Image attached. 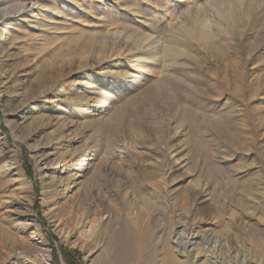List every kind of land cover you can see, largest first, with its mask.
Wrapping results in <instances>:
<instances>
[{"label": "rangeland", "instance_id": "rangeland-1", "mask_svg": "<svg viewBox=\"0 0 264 264\" xmlns=\"http://www.w3.org/2000/svg\"><path fill=\"white\" fill-rule=\"evenodd\" d=\"M215 1L81 0L76 10L64 6L67 18L58 25L49 20L52 13H43L47 8L35 11L34 17L27 20L9 24L16 37L13 52L31 49L20 64L26 71L23 77L28 82L42 76L45 80L58 71V85L50 95L62 93L63 99L40 100L34 123L29 127L28 123L23 124L29 112L16 110L17 104L12 100L5 102L4 96L15 97L10 89L16 83L7 81L8 95L3 88L5 84H0V150L10 155V150L2 145L4 138L8 148L16 151L18 162L32 181L34 200L29 214L25 207L11 201L15 183H20L16 172L13 170L8 179L0 176V264H34L30 260L39 254L36 247L39 241L50 251L54 264H97L92 259L101 253L94 250L89 259L84 249L67 244L53 225L54 219L45 213L41 196L46 168L38 163L46 152L52 154V159L66 150H55L52 141L55 128L45 127L49 120L75 123L81 117L88 122L96 110L108 113L116 149L125 141L116 150L119 158L115 163L128 169L130 161L137 159L149 167L144 179L148 183L146 188L149 186L147 193L155 192L154 184H159V179L153 176L152 163L161 162V151L166 154L171 178L160 184L167 188L172 184L174 195L165 196L175 202L177 209L174 217H170L171 207L161 217L169 230L178 232L183 222H205L202 228L211 226L225 234L240 251L241 259L262 264L264 0H244L242 6ZM226 6L232 11V17L227 19L223 16ZM182 17L184 25L195 29L192 33L179 25ZM36 18L42 22L38 27L34 25ZM201 23L212 26L209 35H200ZM24 39L28 44L25 45ZM0 58L1 76V69L10 61L6 55L0 54ZM74 98L78 101H72ZM82 103L89 104L83 106V111ZM178 105L188 106L185 129L178 128L172 117ZM88 107L93 110L92 115L88 114ZM160 127L164 129L163 136ZM92 132L86 130V135ZM130 136L140 138L137 150L127 143ZM78 140L62 146L82 147V140ZM197 142H201L200 147ZM218 145L222 148L217 149ZM172 146L181 150L182 159L171 150ZM47 180L50 182L48 176ZM206 180L213 187L208 195L202 187ZM56 186L60 189L59 184ZM186 197L195 205L193 208ZM218 205H224V209L218 210L215 207ZM74 210L66 206L59 211V219L74 226L78 219ZM79 232L74 233L72 241ZM198 235L193 232L190 238L198 240Z\"/></svg>", "mask_w": 264, "mask_h": 264}, {"label": "bare ground", "instance_id": "bare-ground-1", "mask_svg": "<svg viewBox=\"0 0 264 264\" xmlns=\"http://www.w3.org/2000/svg\"><path fill=\"white\" fill-rule=\"evenodd\" d=\"M79 1L81 0H0V54L6 55L7 60L10 61L5 69H1L0 84H5L3 88L6 89V84H8L7 81L16 83V85L11 86L10 89V92L15 95V97L12 98L8 95L9 90L6 89V95L8 96H4L5 102L8 103L9 100H12V102L17 104L16 110L23 109L29 112L26 117L23 118V124L28 123L27 126L29 127L34 123L37 114L36 106L39 104L38 102L40 100L45 99V102H50L49 100L52 98L55 99L57 97L58 100V98L60 99V97H63L61 95L62 93L60 95H54L55 97H51L50 95L53 94V92H51L52 89L58 85L57 81L59 78V72L56 71V73L49 75L45 80L42 79L44 77L42 76L39 79L36 78L34 81L32 80L28 82V79L23 77V74L26 71L20 68V64L26 60L29 54H31V49L26 48L24 51H20L17 54L13 52V48L17 46V44L14 42L16 37H13L9 24L13 21H20L22 19L27 20L29 17H34L33 15H35V11L41 12L42 9L47 8L43 13H52L53 17L49 20L53 22L54 25H58L60 21H65L67 18V14H64V12H66L64 6L68 5L72 7L73 10H76L77 7H80L81 5ZM224 1L225 4L231 3L236 4L237 6H242L244 3V0ZM223 16L226 17V19L232 17L231 9L228 7L225 8ZM184 21L185 20L182 17L179 25H183L182 28H184L185 32L192 33L195 29L191 26L188 27L184 25ZM40 22L41 21L36 18V22H34L35 27L40 26ZM206 24H202V27L199 30L202 37L211 33L210 27L212 26ZM24 43L26 45L28 44V41L24 39ZM76 43L77 42L75 41V44ZM64 89L65 88H63V90ZM72 101L76 102L78 100L74 98ZM79 103L80 102L77 104ZM80 105H82L80 107L81 111H83V106H89L87 103H82ZM8 106L9 105L7 104V111L9 110ZM187 107L188 106L183 105L181 108L179 105L176 106V114L174 113L172 116L175 118L177 126L180 129H185V122L189 116L187 115ZM89 108L90 111L88 114H91V111L93 112V110H91V107H88V109ZM78 113L80 115V112H77V114ZM97 113H99L98 110H96V113L88 122L83 121L81 117L80 120L75 123H68L66 121H57L54 123L53 120L48 119L49 121L45 125V127L55 128L52 134L54 135L52 141L56 144L54 147L55 150L59 148L58 151L66 150L61 152L58 157L52 156L54 157L52 159V154H50V152H46L47 155H41L44 159L40 157L42 160L38 163H43V166L46 168V171L43 173L41 202L45 213L54 219L53 225L59 230L63 240L67 244L84 249L87 252V257H89V259L90 257H93L94 250L101 253L99 256L97 255L92 259V261L97 264H254L249 260L240 258V251L233 242L229 243L225 234L216 230L214 231L211 226L206 229L202 228L205 222H196L192 220L181 224L178 223L180 227L178 232L175 230H169L161 217L166 213L167 208L171 207L172 210L170 212V217L172 218L177 209L175 202L172 200L169 201L165 196V194H170L171 196L174 195L173 190L175 189L171 187L172 184L170 183L169 188L162 187L160 184L163 182L165 183L164 179H169L170 177V172H168V158L165 156L166 154L161 151V162L152 163L151 167L155 169L154 173H152L154 177L159 179V184H154L155 192L147 193L149 186L146 188L148 183L146 184L144 179L149 167H147L144 162L132 158L128 169L124 166H120L117 162L115 163V159L119 158V155H116V150H119L118 148H120L125 141L121 142V145L118 144V148L116 149L117 145L115 146L114 144L113 125L110 123L108 113ZM86 130L93 132L87 136ZM161 130L162 131L159 130L160 135H165L163 131L164 129ZM135 132L137 131L135 130ZM225 134L227 133H224V137ZM2 139V145H4L7 150H10V155H7L5 150H0V176H2V179H6L10 176V173L13 170L16 172L17 177L20 178V183H15L13 193L11 194V201H16L18 206L25 207L24 209L31 214L32 205L34 203L32 181L27 178L18 162V154L16 151L9 149L7 141L4 138ZM76 139H79L80 141L82 140V147L69 149L67 146L76 142ZM137 139L134 136H130V139H128L130 142L127 143H129L133 149H136L141 146ZM62 144H67V148L63 147L64 145L62 146ZM165 145H167L166 142ZM186 145H188V143ZM197 146L200 147L201 142H197ZM221 148L222 146H217V149ZM171 150L177 153L179 156L178 159H182V156H180L181 150L179 151L178 147L172 146ZM213 152H215V150H213ZM218 153L222 154V151H219ZM47 159H50V161H47ZM186 164L188 165L189 163ZM201 170L203 169L201 168ZM47 176L50 182H48ZM199 176H201V174ZM200 182L202 181L200 180ZM209 183L211 182H207V180L202 183V187L205 188L204 192L207 195L211 194L213 189ZM57 184L60 185V189L56 186ZM184 198L185 196L183 199ZM210 199L212 200V198ZM186 200L190 202L189 197H186ZM190 204L192 208L195 206L191 202ZM159 205L161 206L160 208L158 207ZM237 205L239 206V204ZM66 206L72 209L74 208L76 210V215L78 216L76 224L71 227L61 221L58 217L59 211L62 212ZM215 207H217L218 210L224 209V205H218ZM242 208L244 209V207ZM189 215L192 216L190 213ZM207 224L215 225V222H207ZM77 232H79L78 238L76 237L77 239L72 241L75 237L74 233ZM193 232L200 234L198 235V240L193 241L192 237L190 238ZM32 242L34 243V241ZM36 247L38 248L37 252L39 254L31 258L30 261L32 263L54 264L51 259L50 251L45 248L43 241L36 243ZM99 250H101V252ZM262 258V264H264V257Z\"/></svg>", "mask_w": 264, "mask_h": 264}]
</instances>
